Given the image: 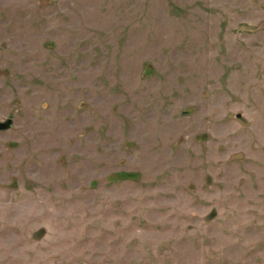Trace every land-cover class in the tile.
I'll use <instances>...</instances> for the list:
<instances>
[{
  "label": "rangeland",
  "instance_id": "1",
  "mask_svg": "<svg viewBox=\"0 0 264 264\" xmlns=\"http://www.w3.org/2000/svg\"><path fill=\"white\" fill-rule=\"evenodd\" d=\"M8 119L0 264H264V0H0Z\"/></svg>",
  "mask_w": 264,
  "mask_h": 264
},
{
  "label": "water",
  "instance_id": "2",
  "mask_svg": "<svg viewBox=\"0 0 264 264\" xmlns=\"http://www.w3.org/2000/svg\"><path fill=\"white\" fill-rule=\"evenodd\" d=\"M12 123V120L11 119H8L7 121H1L0 120V128L1 129H6L8 128Z\"/></svg>",
  "mask_w": 264,
  "mask_h": 264
},
{
  "label": "trees",
  "instance_id": "3",
  "mask_svg": "<svg viewBox=\"0 0 264 264\" xmlns=\"http://www.w3.org/2000/svg\"><path fill=\"white\" fill-rule=\"evenodd\" d=\"M120 173H121V174H120V175H121V176H120V178H122V177H124V178H125V177H126V175H127V174H126V172H120ZM115 175H116V173H115V174H113V175H111V177H114Z\"/></svg>",
  "mask_w": 264,
  "mask_h": 264
}]
</instances>
